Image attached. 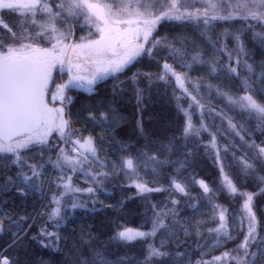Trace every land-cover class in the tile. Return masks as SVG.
I'll return each mask as SVG.
<instances>
[{
  "label": "snow or ice",
  "instance_id": "obj_1",
  "mask_svg": "<svg viewBox=\"0 0 264 264\" xmlns=\"http://www.w3.org/2000/svg\"><path fill=\"white\" fill-rule=\"evenodd\" d=\"M127 88L137 111L168 96L175 129L117 131ZM261 204L264 0H0V264H264Z\"/></svg>",
  "mask_w": 264,
  "mask_h": 264
},
{
  "label": "trees",
  "instance_id": "obj_2",
  "mask_svg": "<svg viewBox=\"0 0 264 264\" xmlns=\"http://www.w3.org/2000/svg\"><path fill=\"white\" fill-rule=\"evenodd\" d=\"M8 19H12L9 17ZM135 70V69H133ZM131 75V73H129ZM125 77H121V80H124ZM112 80H108L106 82H101L96 90L95 93H93L91 96H89L88 93L80 91L79 95L77 92H70L69 95L76 98V108L78 109L81 104L85 102V98L94 100V99H111L112 98ZM117 102L115 103L114 107L117 108L118 113L120 116L123 117L121 123L117 127V131L120 130V128H131L134 124L137 118L142 117L143 124L145 128L149 131H156L160 133L168 132L169 130H174L176 125L178 124L180 120V116L177 114L175 109L174 102L165 95H153L151 99H146L144 102V105L141 107L140 111H137V105L135 98L132 95V89L127 88L125 92L116 98ZM76 128L81 129V131L84 133V135L93 134L98 135L99 129L93 130L90 125L85 124L84 122H80L75 124ZM120 137H118L119 139ZM104 147L107 149V145H104ZM200 176H212L213 179L216 178L215 176V170L214 166L212 165L210 160H206L204 163L201 164L200 170H199ZM147 179L149 181L153 180L154 177L149 175L147 176ZM251 190V189H249ZM109 191L115 193V198L121 197V192L117 188H113L111 185L109 186ZM128 194L131 195V190H127ZM101 199H105L104 197H101ZM106 203H112V200H106ZM219 202L225 203L229 207V211L233 209L239 210V204L236 200H226L221 199ZM261 207H264V204L260 205ZM201 211H207V209H201ZM113 214L107 213L104 211H100L96 214H89V215H79L75 221V224L79 226L82 223H93V224H99L101 221H108L109 218ZM121 223H124L128 227H141L143 224V219L139 214H132V215H126L124 219L121 221ZM115 225H108V228L105 230H109L111 228H114ZM232 229V235L234 238H239V228L238 226L233 223L230 225ZM234 244V241L227 242L226 245H222L213 249L209 250V254L204 256V259L208 260L211 259V255H218L219 251L222 247L227 246L231 247ZM195 258H199L198 256Z\"/></svg>",
  "mask_w": 264,
  "mask_h": 264
},
{
  "label": "rangeland",
  "instance_id": "obj_3",
  "mask_svg": "<svg viewBox=\"0 0 264 264\" xmlns=\"http://www.w3.org/2000/svg\"><path fill=\"white\" fill-rule=\"evenodd\" d=\"M66 79V77H64Z\"/></svg>",
  "mask_w": 264,
  "mask_h": 264
}]
</instances>
